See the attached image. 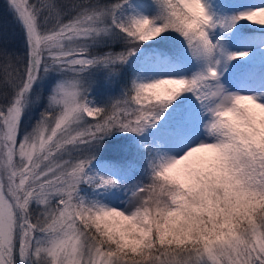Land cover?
<instances>
[{"label": "snow or ice", "instance_id": "snow-or-ice-1", "mask_svg": "<svg viewBox=\"0 0 264 264\" xmlns=\"http://www.w3.org/2000/svg\"><path fill=\"white\" fill-rule=\"evenodd\" d=\"M3 7L0 264H264V0Z\"/></svg>", "mask_w": 264, "mask_h": 264}, {"label": "trees", "instance_id": "trees-1", "mask_svg": "<svg viewBox=\"0 0 264 264\" xmlns=\"http://www.w3.org/2000/svg\"><path fill=\"white\" fill-rule=\"evenodd\" d=\"M5 3V0H0V22H3L5 20L11 21L10 14L6 11V9L3 7V4ZM10 29L14 31H18V27L14 24L10 23Z\"/></svg>", "mask_w": 264, "mask_h": 264}, {"label": "rangeland", "instance_id": "rangeland-1", "mask_svg": "<svg viewBox=\"0 0 264 264\" xmlns=\"http://www.w3.org/2000/svg\"><path fill=\"white\" fill-rule=\"evenodd\" d=\"M251 2H258V0H251Z\"/></svg>", "mask_w": 264, "mask_h": 264}]
</instances>
